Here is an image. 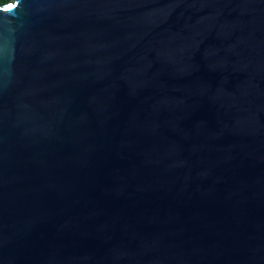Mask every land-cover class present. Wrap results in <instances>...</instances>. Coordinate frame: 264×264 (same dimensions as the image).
<instances>
[{
  "label": "water",
  "instance_id": "water-1",
  "mask_svg": "<svg viewBox=\"0 0 264 264\" xmlns=\"http://www.w3.org/2000/svg\"><path fill=\"white\" fill-rule=\"evenodd\" d=\"M0 264H264V0L0 6Z\"/></svg>",
  "mask_w": 264,
  "mask_h": 264
},
{
  "label": "trees",
  "instance_id": "trees-1",
  "mask_svg": "<svg viewBox=\"0 0 264 264\" xmlns=\"http://www.w3.org/2000/svg\"><path fill=\"white\" fill-rule=\"evenodd\" d=\"M10 0H0V6L6 4L7 2H9Z\"/></svg>",
  "mask_w": 264,
  "mask_h": 264
}]
</instances>
